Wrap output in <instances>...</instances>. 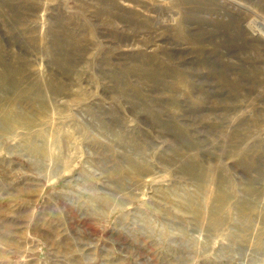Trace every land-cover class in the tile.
<instances>
[{
  "label": "rangeland",
  "instance_id": "rangeland-1",
  "mask_svg": "<svg viewBox=\"0 0 264 264\" xmlns=\"http://www.w3.org/2000/svg\"><path fill=\"white\" fill-rule=\"evenodd\" d=\"M0 264H264V0H0Z\"/></svg>",
  "mask_w": 264,
  "mask_h": 264
}]
</instances>
